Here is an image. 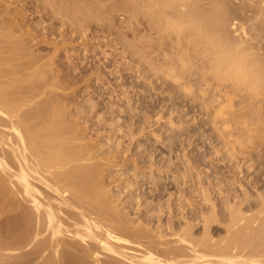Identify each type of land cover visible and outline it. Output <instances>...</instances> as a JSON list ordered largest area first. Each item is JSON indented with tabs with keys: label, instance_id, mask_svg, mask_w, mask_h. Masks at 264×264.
<instances>
[{
	"label": "bare ground",
	"instance_id": "6f19581e",
	"mask_svg": "<svg viewBox=\"0 0 264 264\" xmlns=\"http://www.w3.org/2000/svg\"><path fill=\"white\" fill-rule=\"evenodd\" d=\"M56 3L70 20L97 19ZM11 8L0 5V264H264V0H134L135 23L156 41L146 55L136 47L137 74L229 128L225 138L215 128L220 173L198 171L200 202L160 204L166 233L162 216L155 227L128 219L107 191L112 160H96L79 128L94 108L60 98L65 85L32 56Z\"/></svg>",
	"mask_w": 264,
	"mask_h": 264
},
{
	"label": "rangeland",
	"instance_id": "374dc122",
	"mask_svg": "<svg viewBox=\"0 0 264 264\" xmlns=\"http://www.w3.org/2000/svg\"><path fill=\"white\" fill-rule=\"evenodd\" d=\"M6 1L0 3L4 10L21 9V16L17 14L19 11L12 10L21 21L15 19L12 11L8 15H13L17 27L22 25L18 29L27 35L23 37L30 41L31 50L34 49L32 56L41 55L40 63L45 67L53 66L48 68L58 79L53 80L65 85V90L64 86L59 88L63 91L58 90L60 98L69 101L71 110L85 100L94 108L91 114L85 113L83 122L79 120V128L85 131L86 142L91 141L96 147V160L104 157L112 160L103 171L107 191L120 201L128 219L142 223L141 218L143 221L154 218L155 227L158 216H162L166 233L167 216L159 211L160 204L176 203L175 210L180 201L184 208L192 201L200 202L198 171L220 173V154L215 152L223 146L218 145L215 128L225 138L229 130L227 124L221 118L211 119L206 107L201 108L192 97H183L167 84L162 85L163 88L158 84L150 86L152 83H148L146 77L137 74L136 47L146 55L150 50L148 44L156 41L144 35V20L141 19V24L135 23L134 0ZM56 2L70 10L75 5L91 7L97 19L87 16L81 22L70 20L66 13H59ZM226 110L223 109L224 119H229ZM94 113L100 117L93 119ZM94 122L98 126H94ZM187 208L185 212L191 209L190 205ZM216 225L218 231L223 229L222 224ZM125 246L128 257L139 254L140 248L136 245ZM102 259L113 260L109 256H102ZM118 262L131 264L130 261Z\"/></svg>",
	"mask_w": 264,
	"mask_h": 264
}]
</instances>
